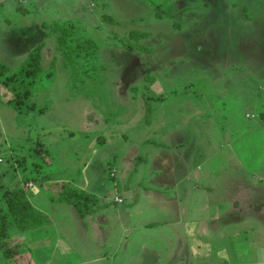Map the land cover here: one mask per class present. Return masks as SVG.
<instances>
[{"label": "rangeland", "instance_id": "rangeland-1", "mask_svg": "<svg viewBox=\"0 0 264 264\" xmlns=\"http://www.w3.org/2000/svg\"><path fill=\"white\" fill-rule=\"evenodd\" d=\"M67 33V43L91 39L94 48L66 58L57 39ZM36 47L42 75L31 84L13 78ZM0 72V189L54 188L65 177L61 169H76L100 201L123 195L125 202L117 161L141 184L160 172L171 187L175 168L237 165L232 150L255 171L253 184L264 181V0H0ZM142 209L140 217L156 215ZM114 218H106L107 231L123 227ZM245 222L235 234L220 222L221 233L208 230L207 263L264 264V234L255 235V247ZM147 230L140 236L146 248L134 259L121 257L112 235L90 246V231L76 222L74 248L53 231L13 230L8 245L19 255L9 264L200 263L191 248L198 239L188 246L175 233L182 228ZM210 243L227 248L223 262ZM0 264L8 262L0 257Z\"/></svg>", "mask_w": 264, "mask_h": 264}, {"label": "crops", "instance_id": "crops-1", "mask_svg": "<svg viewBox=\"0 0 264 264\" xmlns=\"http://www.w3.org/2000/svg\"><path fill=\"white\" fill-rule=\"evenodd\" d=\"M60 152L62 151L58 149L56 153L59 154ZM217 153H221V149H219ZM231 153V158L235 162L238 161L235 166L227 165V168L218 169L216 171H203L199 165V167L194 166L190 171L185 168L183 171L179 172L178 168H175V172L171 179V187L170 185H162L160 178L163 177L160 172L156 175L149 174L146 178V182L141 184L142 178L140 179V177L133 172V168L128 170L127 163L117 161L115 165L117 168H113V171L115 172L114 176L118 177L117 180L123 182L121 187L124 190L122 194L125 193L127 197L125 202L123 201V195L122 199L115 197L117 203L111 202L113 197L100 201L97 193H91L88 187L82 186L81 176L79 177L76 169L72 170V174L61 169V171H63L62 175L66 178H61V181L57 182L54 188H50L48 184H43L42 186H32V184H30V188L26 191V197L34 208L46 215L49 219L50 223L40 230H45V234H47L48 231H53L54 235H56L55 239L57 241L59 240V243L63 246V241L68 239V247L74 248V244L70 240L77 239V237L74 236V222H76L82 229L90 231L88 235V239L91 243L90 246L95 247L98 242H101L100 239L102 237H105L104 241H106V238L112 235L113 239L117 241L116 247H119V254H121V257L129 255L134 259L138 257L140 251H144L147 245L140 237L141 233L151 228L170 226L172 229L182 228L181 232L175 233H179L186 241L188 240V246L192 243V239H198V243H193L197 245H191V248L194 249V255H198L202 258L199 259L201 264H209L207 263L206 254L201 256L204 253L203 249L208 244L206 241L203 242L202 239L207 237L209 229L215 234L221 233L222 229L218 227L219 222L223 224L226 231L235 234L238 225L246 221L245 227L249 229L248 233L252 236V245L255 247L256 240H259V236L255 235H260L261 232L264 234V225H260V222L264 224V181L262 179L258 184H253L252 181L255 176V171L242 163L239 164L238 152L232 150ZM228 154L229 156L231 155L230 153ZM120 159L122 160L123 158ZM240 165L241 167L239 168ZM139 168L140 167H135V169ZM140 169L143 171L142 168ZM142 173L144 175V172ZM181 173L184 175L183 178L180 176ZM230 173H232V176ZM221 174H224L225 177L221 176ZM201 176H204V178L200 179ZM198 177L200 182L195 183ZM168 179L170 180V176ZM102 180L106 182V179ZM185 181H187V183H184ZM62 185L79 189L94 196L96 198V203L92 211L81 217L74 206L59 200L57 190L58 188L61 189L60 187ZM115 185L117 186V183H114V186ZM243 185L245 186L243 187ZM108 186L112 187L110 182H108ZM47 192L48 195H45ZM240 192L243 193L242 196L239 195ZM249 192L253 195L248 194ZM256 193L258 194L257 197H259L257 199L254 195ZM103 201H107L110 204L112 203V205L108 203L105 205ZM119 205H123L125 211L122 209L118 210ZM142 206H144V209L152 207L156 215L148 218H143V216L140 217L139 213L143 211ZM256 208L259 209V212H255ZM119 212L121 214H117ZM110 215H114V219H123V227L117 229L115 225H111L107 231L104 227L107 224L106 218ZM64 219H67L69 222ZM88 220L96 223L98 230L94 229V225L88 224ZM95 232H97L96 234H98V236L94 235ZM170 235L174 238L176 236L173 231L170 232ZM177 238H179V236ZM133 241L135 243L132 245L133 247L130 248L129 243H133ZM209 245L212 248L211 254L213 258L216 259V261L223 262L220 255H226L227 248H221V245H214V243H210ZM183 252L185 253V250H183ZM97 260L102 262V264L109 261ZM157 261L158 264L166 263L164 262L165 260L162 259ZM186 261H190L188 255H186ZM252 264L263 263L256 262Z\"/></svg>", "mask_w": 264, "mask_h": 264}, {"label": "trees", "instance_id": "trees-1", "mask_svg": "<svg viewBox=\"0 0 264 264\" xmlns=\"http://www.w3.org/2000/svg\"><path fill=\"white\" fill-rule=\"evenodd\" d=\"M65 32V31H64ZM69 33L66 37L58 38L57 42L59 48L66 53V58L78 56L82 53H88L94 48V43L91 39H73L74 43H67ZM135 35V34H134ZM66 39V40H65ZM70 39V38H69ZM39 47L33 49L21 62L19 68V75L13 78H20L23 82L33 83L41 76ZM1 74V72H0ZM45 78L50 79V72ZM17 108V105H14ZM58 188L57 192L59 200L68 203L76 209L78 214L83 217L92 211L96 203V198L87 194L79 189L62 185ZM49 219L46 215L42 214L34 208L26 197L25 190L21 187H14L12 189H0V257L8 262L18 259L19 247H9L8 237L9 233L13 230L18 232L37 231L49 224Z\"/></svg>", "mask_w": 264, "mask_h": 264}, {"label": "built area", "instance_id": "built-area-1", "mask_svg": "<svg viewBox=\"0 0 264 264\" xmlns=\"http://www.w3.org/2000/svg\"><path fill=\"white\" fill-rule=\"evenodd\" d=\"M32 187V186H31Z\"/></svg>", "mask_w": 264, "mask_h": 264}]
</instances>
